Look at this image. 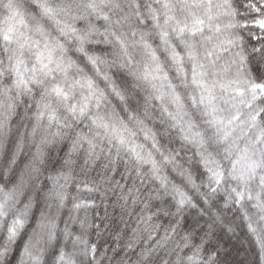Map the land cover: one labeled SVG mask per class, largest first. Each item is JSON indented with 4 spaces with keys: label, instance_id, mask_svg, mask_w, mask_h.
I'll return each mask as SVG.
<instances>
[{
    "label": "snow or ice",
    "instance_id": "1",
    "mask_svg": "<svg viewBox=\"0 0 264 264\" xmlns=\"http://www.w3.org/2000/svg\"><path fill=\"white\" fill-rule=\"evenodd\" d=\"M0 264H264V0H0Z\"/></svg>",
    "mask_w": 264,
    "mask_h": 264
},
{
    "label": "trees",
    "instance_id": "2",
    "mask_svg": "<svg viewBox=\"0 0 264 264\" xmlns=\"http://www.w3.org/2000/svg\"><path fill=\"white\" fill-rule=\"evenodd\" d=\"M234 243H235V245H236V248H238V249H240V251H241V256H242V253H243V251L241 250V248H246L247 246H241V243L240 242H238V241H234ZM239 259V258H238Z\"/></svg>",
    "mask_w": 264,
    "mask_h": 264
},
{
    "label": "rangeland",
    "instance_id": "3",
    "mask_svg": "<svg viewBox=\"0 0 264 264\" xmlns=\"http://www.w3.org/2000/svg\"><path fill=\"white\" fill-rule=\"evenodd\" d=\"M243 239V237H241V240ZM238 242H240V241H238ZM241 243V242H240ZM244 246H247L246 244L244 245ZM241 250L243 251L244 250V248H241ZM238 258H242V256L241 257H238Z\"/></svg>",
    "mask_w": 264,
    "mask_h": 264
}]
</instances>
